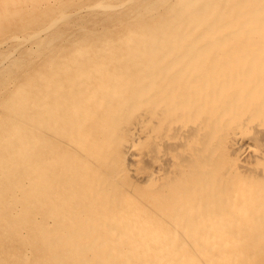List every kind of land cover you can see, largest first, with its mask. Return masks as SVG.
I'll use <instances>...</instances> for the list:
<instances>
[{"label":"bare ground","instance_id":"6f19581e","mask_svg":"<svg viewBox=\"0 0 264 264\" xmlns=\"http://www.w3.org/2000/svg\"><path fill=\"white\" fill-rule=\"evenodd\" d=\"M0 264H264V0H0Z\"/></svg>","mask_w":264,"mask_h":264},{"label":"rangeland","instance_id":"374dc122","mask_svg":"<svg viewBox=\"0 0 264 264\" xmlns=\"http://www.w3.org/2000/svg\"><path fill=\"white\" fill-rule=\"evenodd\" d=\"M195 1H197V0H195ZM213 1H215V0H213ZM210 5H212V4H209L208 5V2L206 3V5H205V7H209ZM206 11L207 10H205L204 12H203V14H205L206 13ZM168 18V17H167ZM165 19V21H163L162 23H157V24H155L151 29H150V31H149V34L148 35H146L145 37H146V39L148 40V41H152V42H150L151 43V45H156L158 48H162L161 46H163L165 43H163L162 41H160L159 40V36L157 35V31L158 30H160V28L161 27H163V28H161L162 30H166V29H168V27H169V19L171 18H168V19ZM158 29V30H157ZM123 35H125V37L124 38H126V39H130V37L131 36H133V34H130V33H127V32H124V34ZM153 38H155V39H153ZM157 38V39H156ZM159 45V46H158ZM150 49V48H149ZM150 50H152V49H150ZM111 51H112V53H111ZM110 52H108V53H106V54H103V56H102V62H101V66H109V65H111V64H115V65H119L120 67H122V65H125L126 64V62L125 61H129V60H131L133 57H135V58H142V57H147V55L148 54H146V55H144V52H142V51H140V49H135V51H133L132 53H130V52H127V50H119V51H113V50H111ZM159 51V50H158ZM82 52V51H81ZM120 52H124L121 56H115L116 54H118V53H120ZM112 54V55H111ZM113 54H114V56H113ZM126 54H128V55H126ZM108 57V58H107ZM114 57V58H113ZM122 57H124L125 59H120V58H122ZM103 58H105V59H103ZM117 59V60H116ZM119 61V62H118ZM111 63V64H110ZM104 74H108V72H106V71H104L103 72ZM114 74V73H113ZM47 75V73H43V74H40V75H38V78L37 79H40V80H45L44 78H45V76ZM115 75H116V77H120V78H122V79H124V80H127V78H128V76H127V73H124V72H122V70L120 69V71H118V72H116L115 73ZM105 76V75H104ZM104 76H102V78L104 77ZM115 77V76H114ZM46 78H47V76H46ZM33 84H35V83H32V84H30V85H33ZM108 84V83H107ZM244 176H242L241 175V179L244 181L243 183H244V186H243V189H242V192H244L245 191V193L247 194V195H244V196H246L247 198H251L252 197V195H253V193H254V189H253V185H252V183L254 182V181H252V180H254V175H253V172H249V173H246V174H243ZM246 175H247V177H246ZM249 175V176H248ZM250 178V179H249ZM247 179H248V182H247ZM250 180V181H249Z\"/></svg>","mask_w":264,"mask_h":264}]
</instances>
